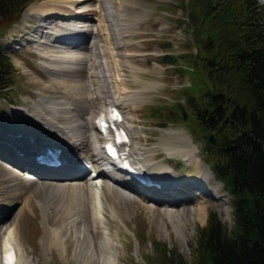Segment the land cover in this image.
Returning <instances> with one entry per match:
<instances>
[{"label":"rangeland","instance_id":"obj_1","mask_svg":"<svg viewBox=\"0 0 264 264\" xmlns=\"http://www.w3.org/2000/svg\"><path fill=\"white\" fill-rule=\"evenodd\" d=\"M37 1L31 0L23 8L19 18L0 27L1 46L3 51L8 53L14 67L11 73L12 85L8 89L0 91V115L10 116L16 113L19 116L17 114L19 109L22 107L31 108L32 104L37 105L40 98L43 101L45 99L48 101L61 99L67 102L72 101V97L76 96L81 97L82 102L86 104L85 99L88 98L84 96L86 92L91 98L92 93L101 91L104 98H92V104L79 111L62 106L56 110L61 123L75 125L73 130L71 129L75 133L82 131V127L79 125L82 122V116L86 117L85 120L88 119L90 124L85 127V133L88 134L91 148L95 151V138L99 136L95 124L96 116L107 103L116 101L117 91L113 85V72L108 70L110 67L107 66L106 73L108 75L94 77L95 82L91 85L84 84L86 80L83 64L58 60L55 62L56 67H60L57 72L58 82L52 80L53 75L51 76L49 72L45 71L48 70L46 66L51 64L50 58L45 56L40 58L35 53L36 50L39 51V48H34L31 41L32 35L29 37L28 29L32 32L39 19L37 20L35 15H32L27 21L25 17L28 6ZM49 1L52 0H43L40 5ZM81 1H75L74 7L82 5V8H86L90 5L93 6L94 2V0L89 3H86L88 1L85 0ZM260 1L264 4V0ZM106 2H108L106 4L109 9L111 1L107 0ZM134 2L133 11L143 17L133 28L135 32H132L131 36L129 35L133 41L135 40L130 49L136 52L130 56V63L137 68L133 73L138 75L141 80L133 81L131 85L127 81V84L137 88L141 87L143 83H151L152 87L150 86L146 92L143 89L144 93L132 100L130 108L121 107L123 113H126V123L135 124L140 129L133 133L132 142L140 152L148 149L141 154L152 172L162 176V172H165L164 168H167L170 171H166L168 178L175 181L177 185L174 189L165 191L151 187L135 193L126 186L113 183L116 184L114 185L116 187L112 188L110 192L101 190V192L103 191L100 198L101 209H97L96 198L87 184V177L79 183L57 181L61 183H57L58 186L55 188L53 186L41 188L32 180L34 176L27 168H21L0 155V204L2 205H0V211L1 208L5 211V216L0 220V239L4 237L5 230L8 229L11 222L20 216L21 233L24 240L26 239V250L32 261L30 264H101L106 261L105 255L109 251L115 259V264H196L201 253L197 240L201 234V228L206 226L210 211L217 213L228 231L233 228L231 195L224 188L223 182L215 177L210 167V175L203 177L201 169L197 166V160H193L191 163L186 162L183 158L184 152L166 146L167 142L175 140L176 133L170 134L172 129L180 128L187 131L198 145V156L208 165L205 161L204 151L206 137L199 130L191 128L183 119L175 122L171 120L166 125H159V121L164 118L157 116L154 110L155 106L178 102H182L186 106L189 94L184 87L194 86V83L199 80L198 77H192L190 74L189 70L193 66L187 59L181 57L176 63L171 64L163 62L161 58L165 52L176 54L198 52V46L194 41L192 28L186 19L184 9L177 0H134ZM111 11L114 12L113 7ZM95 15H98L97 19H110L108 24L113 25L112 12L111 15L106 16L103 9ZM91 21H96V19ZM91 26H93V22L92 25H89L90 28ZM34 33L36 34V32ZM103 35L106 36L104 33ZM114 39L112 37L111 41H104L108 43L106 56L108 53L110 54L111 45H115ZM102 48H104L103 45ZM56 51L54 53H58V56L61 55V59L67 60L68 53ZM106 56L101 58L105 63L108 62ZM68 63L70 64L68 65ZM112 66L113 69L116 68L115 62ZM62 67L63 69H61ZM80 68L83 71L75 72ZM101 70L100 68V73ZM153 81L154 83H152ZM105 82L108 83V86ZM105 87L112 88L111 95H106ZM80 90L84 92L80 93ZM89 98L87 100H90ZM35 107L38 108V106ZM42 109L45 110L44 112L49 111L47 108L42 107ZM21 112L24 111L21 110ZM20 117L25 118L23 113L20 114ZM85 120L82 123L85 124ZM65 121L67 124L64 123ZM38 143L39 141H36V144ZM98 155H100V151L91 156L95 158L94 165L100 163L97 161L99 160ZM195 158L197 159V155ZM26 177L30 181L29 186L25 185ZM195 177L200 178L195 179ZM7 178L9 181H6ZM101 179L113 182L106 175L101 176ZM2 184L3 186H1ZM59 184L63 185L59 186ZM57 189L61 191L59 195L55 193ZM50 191L53 193H49ZM210 192L217 196H212ZM171 193L173 194L168 195ZM29 194L31 197L27 200L26 196ZM50 195L53 196L52 200ZM200 196H205V200L198 202L197 199ZM24 200L26 207L30 205L33 212L25 207L24 213L18 215L17 212ZM39 202H46L49 206L50 211L47 213L49 218L54 214L48 223L51 235H48L46 245L42 240L46 235V230L45 224L41 220L42 213ZM198 203L202 204L203 220L198 216ZM110 204H115V209H112ZM189 207L190 209H188ZM190 215L191 217H189ZM15 225L18 228V220ZM52 230H55L56 234L52 233ZM112 236L119 237L118 251L112 246ZM64 245H69L68 253L65 252ZM0 246H2L1 243ZM2 250L3 248L0 247V264Z\"/></svg>","mask_w":264,"mask_h":264},{"label":"trees","instance_id":"obj_2","mask_svg":"<svg viewBox=\"0 0 264 264\" xmlns=\"http://www.w3.org/2000/svg\"><path fill=\"white\" fill-rule=\"evenodd\" d=\"M30 1L0 0V27L19 18ZM177 1L198 52H168L161 58L171 64L187 59L190 74L199 80L184 87L186 106L178 102L154 110L164 118L159 125L183 119L206 137V161L231 195L234 217L228 231L217 213L209 212L197 240L196 264H264V4ZM12 70L0 43V91L12 85Z\"/></svg>","mask_w":264,"mask_h":264},{"label":"bare ground","instance_id":"obj_3","mask_svg":"<svg viewBox=\"0 0 264 264\" xmlns=\"http://www.w3.org/2000/svg\"><path fill=\"white\" fill-rule=\"evenodd\" d=\"M42 1L43 0H38L37 2L30 4L28 6V10L25 11V15H26L25 17L27 18V21L30 20L29 16H32V15H35L37 20L39 19L37 26H35L37 33L35 34V36L32 34L33 38L31 36L29 37H31V41L33 42L34 48H39L40 52L37 51L38 54L41 53L42 56L50 58L51 64L47 66L45 64L44 65L48 69L45 71L49 72L51 76L53 75V78L51 77L52 80H54L55 82H58L57 72H58V69H60V67L57 68L56 63H55L58 60L61 62L65 61V62H70V63L83 64V70L85 71L84 75H85V80H86L84 84H90V85L93 82H95L94 77L100 76V75L101 76L108 75L106 73L107 72L106 68L107 66H109L110 68L108 70L113 72V75H114L113 85H115L116 91H117L116 99H115L116 101H111L110 103L119 104L122 107L124 106V108L125 107L130 108V104L133 103L132 101L133 99H137V96L142 95L144 91L146 92L150 86L152 87L151 83H143L141 87H137V88L131 87L127 84L128 83L127 81H129L131 85L133 84V81L135 82V81L141 80V78L138 77V75L133 73V71L135 69L137 70V68L133 66V64L130 63V56L136 53L135 51L130 49V46H132V43L135 41V40L133 41L130 36L132 32H135L133 28H135L137 23L141 20V17H143L142 15L137 14V12L133 11L132 6L135 4L134 0H118V1L108 0V1H111L110 5L114 8V12L108 9L107 4H106L108 3L106 2L107 0L106 1L105 0H94L93 6L90 5V6H87L86 8H82V5L78 7L77 6L74 7L75 1H80V0H52V1L46 2L43 5H40ZM85 1H88L86 3H89L91 0H85ZM103 9H104V14L106 16L111 15V12H112V16H111V19L113 21L112 26L108 24L110 23V19H105V18L97 19L98 15H95V13L99 14ZM55 12H59V13L57 14ZM94 18L96 19V21H91V20H94ZM92 22H93V26H91L90 28L89 25H92ZM81 25H85V26H81ZM28 32H31V30L28 29ZM103 33L106 34V36L103 35ZM112 37L115 38L114 39L115 41L113 40L115 45L113 44L111 45L112 49L110 51V54L108 53V56H106V53L108 52V49H107L108 43L104 41L106 40L111 41ZM102 45L104 46V48H102ZM56 49L57 51L59 50V51H64L68 53L67 60L61 59V55L58 56V53H54ZM102 56L107 57V61H108L107 63L101 60ZM113 62H115V65H116L115 69H113V66H112ZM70 63H68V65ZM100 68L102 69L101 73H100ZM61 69H63V67ZM83 70L82 68H80L79 71L75 70V72H81ZM152 83H154V81ZM106 86H108V83H106ZM143 89L145 90L143 91ZM105 90H106L105 92L106 95H111L113 92L111 87L110 89L109 87L108 88L105 87ZM81 92H84V91L80 90V93ZM84 96L89 98V95L87 94V92H86V95ZM91 96L92 97L89 98L90 100H87L88 98L85 99L86 104L82 102L81 97H76V96L72 97V101L69 100L67 102L62 101L61 99H58V100L50 99L52 101H48L45 99L43 101L42 98H40L38 101L39 105L32 104L31 108L22 107L21 109H19L18 110L19 112H17L19 116H17L16 113L10 116L0 115V125H1L0 127V155L8 158L9 160H11L13 163L20 166L21 168H27L28 171L30 170L29 172H37V173L42 174V175H37V176H40L42 178L40 181L42 183H46L48 188L52 186L53 188H55L56 186H58L57 183H61V182H57V181H73V182L79 183V181L87 177L88 173L87 175L77 174L74 177L63 176V177H59V179H51L49 178L52 175L50 172L44 171V170H38V168L32 166L31 163L29 164V162H31L35 153L40 151L39 149H37V148H40V146H38L39 144H42V143H47L48 145L55 144L63 148L65 162L62 166V169L67 172L73 171L75 173H80L83 170V167L78 159L73 158V153L71 152L70 149H73V147H76V150L78 151L79 155L87 159H89L91 156H94L95 153H99L98 151L92 150L91 145H90L89 136L87 133H85L86 132L85 127L90 124L88 119L85 120L86 117L82 116V120H81L82 122L85 120V124L82 122L79 123V125L82 127V131L75 133L72 131L75 125L74 124L69 125V123L68 125H65L61 123L58 119L59 118L58 113L56 112L59 106L66 107V108H72V109H76L77 111H79L83 107L85 106L87 107L88 105H91L92 98L94 99L104 98V94H102L101 91L94 92V94L92 93ZM135 102H134V105H135ZM35 106H38V108ZM41 106L43 108H47V110L49 111L44 112L45 110L43 109L41 110L42 108ZM21 110H23L24 112H21ZM22 113L24 114L26 119L20 117V114ZM66 122L67 121H65L64 123ZM124 122H125L124 125H126L125 127H127V130L130 136L134 135L133 134L134 132H138L140 130L138 129L137 125L129 124V123L127 124L126 120H124ZM1 128H4V129H1ZM167 130L169 131V129ZM9 132L11 133V135H9ZM5 133H7L6 134L7 136L4 135ZM173 133H176L175 134L176 136L174 137L175 140H171V142H167L166 146L171 149L184 152L183 158L185 159L186 162L191 163L193 160H197V166L201 169L202 176L203 177L209 176L210 168L207 164L204 163L202 158L198 156L197 154L198 145L193 141L190 134L187 131L185 132L181 130L180 128L175 129V130L172 129L170 134H173ZM14 134H17L16 135L17 137H15ZM36 141H39V143L36 144ZM129 150L131 151L130 156L135 158V160L140 164V166L147 168V170L151 171L149 164L146 162L145 158L141 154V153L146 152L148 149L146 150L144 149L140 152L135 147L134 142L130 141ZM195 155H197V159L195 158ZM164 171L165 172H162V177H160V179H162L163 182L164 180L168 179V173L166 171L170 172L167 168H164ZM104 175L108 176L113 182L111 183V181H108V180L103 181V179H101V176L104 177ZM26 178L27 179H26L25 185L29 186L30 181L28 180V177ZM198 178L200 177H195V179H198ZM89 179L90 180L88 182V186H90L96 198L97 209H101L100 198L102 197L101 193H103V191L101 192V190H104V192L108 190L110 192L112 188L116 187L114 186L116 184H113V183H118L123 186H126L128 189L133 190L135 192L140 191L136 187L130 185V179L129 180L128 178L118 179L116 176L109 173L108 169L102 166L98 167L97 172L92 176L90 175ZM6 181H9V178H7ZM197 181H200V180H197ZM137 183L138 182H135V184ZM62 185L63 184H59V186H62ZM1 186H3V184ZM43 186H46V185L43 184ZM197 189L196 191H198ZM51 192L52 191H50L49 193ZM55 193L59 195L61 191L57 189ZM30 197L31 195L29 194L26 196V199L29 200ZM50 198L52 200L53 196H51ZM197 200L198 202L203 201L205 200V196H200ZM36 202L38 203V200H36ZM23 205H21V208H19L20 210L19 212H17L18 215L19 213L20 214L24 213V208L26 207L25 200L23 201ZM110 205L112 209H115L114 208L115 204H110ZM197 206L199 207L198 216L200 219L203 220L204 212L202 210V204L198 203ZM30 207L31 206L28 205V207L26 208L29 211L33 212V208H30ZM39 208H40V212L42 213L41 220L44 222L45 224L44 226L46 230V235L42 240L45 242V245H46L47 237L51 233V229L49 228L50 226H48V223L51 221L54 214L51 215V217L49 218L47 213L50 210L46 202L40 203ZM188 209H190V207ZM4 213L5 211H3V208H1L0 220L5 216ZM19 217L20 216H18L16 220L11 222L8 229L5 230L6 233L4 234V237L0 239V241L2 240L0 242L2 246L0 247L3 248L2 259L3 257L6 256V253L8 252L9 248L13 247L15 248L17 252L16 264H30L32 263V261H31V257L28 255L27 250H26L27 249L26 243H25L26 239L24 240V237L22 236V233H21ZM189 217H191V215ZM17 220H18V228L16 227L17 225H15V222ZM55 230H52V233L55 232L56 234ZM0 236H1V228H0ZM117 242H119V237L112 236V246L116 251L119 250L117 248V245H118ZM61 244H59L60 247H62ZM50 246L51 245L49 244V247ZM63 247L65 249V252L68 253L69 245H64ZM106 254H107L105 255L106 261L101 264H115L114 263L115 259L111 251H109ZM5 264H7L6 259H5Z\"/></svg>","mask_w":264,"mask_h":264},{"label":"water","instance_id":"obj_4","mask_svg":"<svg viewBox=\"0 0 264 264\" xmlns=\"http://www.w3.org/2000/svg\"><path fill=\"white\" fill-rule=\"evenodd\" d=\"M209 139L211 141H214L215 140V136H214V133L213 132L210 134Z\"/></svg>","mask_w":264,"mask_h":264}]
</instances>
